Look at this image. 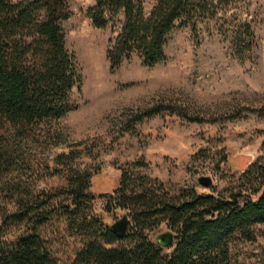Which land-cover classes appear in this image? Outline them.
Instances as JSON below:
<instances>
[{
  "label": "trees",
  "instance_id": "trees-1",
  "mask_svg": "<svg viewBox=\"0 0 264 264\" xmlns=\"http://www.w3.org/2000/svg\"><path fill=\"white\" fill-rule=\"evenodd\" d=\"M69 1L0 0V264H59L39 233L54 216L83 239L71 264H234L236 245L254 241L264 225V154L242 169L241 189L229 197L194 188L172 194L157 180L122 170L117 188L104 195L102 211L129 217L124 239L93 210V175L74 167L79 149L38 168L44 176L63 178L65 187L36 189L35 170L14 142L47 137L46 127L78 108L72 91L81 75L63 29L71 17ZM237 3L246 6V0H156L147 14L142 0H95L86 13L102 30L123 16L107 46L115 72L134 55L147 68L164 63L170 34L187 27L195 40L203 29L217 33L239 61L256 59L258 38ZM260 149L264 153V140ZM14 225H25L16 237L10 235ZM161 225L175 234L170 248L150 238Z\"/></svg>",
  "mask_w": 264,
  "mask_h": 264
},
{
  "label": "rangeland",
  "instance_id": "rangeland-1",
  "mask_svg": "<svg viewBox=\"0 0 264 264\" xmlns=\"http://www.w3.org/2000/svg\"><path fill=\"white\" fill-rule=\"evenodd\" d=\"M142 1L149 14L156 0ZM94 2L70 0L71 17L63 23L66 46L76 56L81 75L72 91L77 110L46 127L47 137L14 142L18 151H26L35 170L31 180L36 189L66 186L63 178L44 176L39 169L76 148L81 155L74 167L93 175L92 207L110 226L124 214L103 212L104 195L117 188L124 169L163 183L172 194L192 188L225 197L239 192L242 169L264 154V0L236 5L239 14L252 21L256 59L239 61L217 33L203 29L195 40L187 27L170 34L164 63L147 68L134 55L115 72L106 53L123 16L105 30L95 29L86 13ZM96 71L107 77V96L100 100L93 95ZM9 175L18 177L17 172ZM201 176L211 177L213 185L201 186ZM24 228L14 225L10 235L16 237ZM169 230L161 225L150 238ZM39 233L59 264H71L83 247V239L64 218L52 217ZM263 254L261 225L254 241L236 245L233 261L260 264Z\"/></svg>",
  "mask_w": 264,
  "mask_h": 264
},
{
  "label": "water",
  "instance_id": "water-1",
  "mask_svg": "<svg viewBox=\"0 0 264 264\" xmlns=\"http://www.w3.org/2000/svg\"><path fill=\"white\" fill-rule=\"evenodd\" d=\"M198 182L201 186L205 188H210L213 185V180L209 176H201L198 179ZM131 225V221L127 215H123L118 221L112 224L110 227L113 233L119 238L124 239L128 232ZM155 242L163 247V248H170L175 242V234L173 231L169 230L162 234H159Z\"/></svg>",
  "mask_w": 264,
  "mask_h": 264
},
{
  "label": "bare ground",
  "instance_id": "bare-ground-1",
  "mask_svg": "<svg viewBox=\"0 0 264 264\" xmlns=\"http://www.w3.org/2000/svg\"><path fill=\"white\" fill-rule=\"evenodd\" d=\"M96 68H98V66H96ZM97 70V69H96ZM97 72V71H96ZM96 79H95V86L93 87V95L95 96V100H100L105 98L106 92H107V77L105 76V74L101 73V72H97Z\"/></svg>",
  "mask_w": 264,
  "mask_h": 264
}]
</instances>
